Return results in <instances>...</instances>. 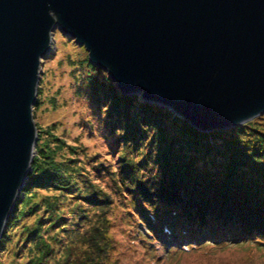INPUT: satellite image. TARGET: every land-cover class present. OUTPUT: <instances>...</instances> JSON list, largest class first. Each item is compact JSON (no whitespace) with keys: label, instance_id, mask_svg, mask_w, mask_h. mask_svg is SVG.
<instances>
[{"label":"trees","instance_id":"obj_1","mask_svg":"<svg viewBox=\"0 0 264 264\" xmlns=\"http://www.w3.org/2000/svg\"><path fill=\"white\" fill-rule=\"evenodd\" d=\"M81 62L75 95L105 151L84 163L71 146L70 158L59 160L65 143L38 131L0 256L17 240L21 251L29 246L28 264H174L169 255L186 264H264V114L199 131L163 106L120 93L103 70ZM40 191L50 192L46 201L37 200ZM117 228L125 252L113 241ZM168 241L160 257L156 245Z\"/></svg>","mask_w":264,"mask_h":264},{"label":"water","instance_id":"obj_2","mask_svg":"<svg viewBox=\"0 0 264 264\" xmlns=\"http://www.w3.org/2000/svg\"><path fill=\"white\" fill-rule=\"evenodd\" d=\"M56 30L117 91L196 130L264 114V0H0V240L35 155L32 111Z\"/></svg>","mask_w":264,"mask_h":264},{"label":"rangeland","instance_id":"obj_3","mask_svg":"<svg viewBox=\"0 0 264 264\" xmlns=\"http://www.w3.org/2000/svg\"><path fill=\"white\" fill-rule=\"evenodd\" d=\"M84 58L85 52L79 45L75 42H71L63 33L58 31L53 34L51 51L47 57L41 61L42 72L40 74L37 89L39 102L33 106L32 115L37 130V137L38 131H40L42 133V139L53 141L54 136L65 143V145L62 146L63 150L61 149L57 155V159L59 160L63 157L70 158V152L72 151L70 150L71 146L77 149L75 158H78L80 161L82 160L84 163L86 161L85 156L91 158L105 151L99 134L91 131L95 126L91 127V125H86L87 121H92L90 111L87 109L85 102L75 95V84L77 78H80L79 76L82 72L80 65ZM93 123L94 122H92V125ZM49 134H51L52 137L50 136L49 138ZM36 154L35 151V155ZM49 194L50 192L40 191L37 195V200H42L46 198V196H49ZM47 199L48 198L43 201ZM64 199L66 203L63 205V210L67 212L71 201L66 198ZM34 219L33 217L32 219H27L26 224H33ZM122 236L121 231L117 228L114 231L113 241L115 242L117 250H123V252H125L127 243H125V238ZM16 241L17 240H13L7 252L0 256V264H28V260L32 254L28 251L29 246L27 245L25 250L21 251V247L19 248L21 242L17 241L18 243L15 244ZM171 244V241H168L165 247L162 245L163 248L160 245H156L160 247V257L168 253ZM182 246V249L186 251L187 248L185 245L183 244ZM57 255L58 254H56V256ZM177 256L178 255H169L168 258L171 261L167 260V262L186 264L181 260L179 261ZM179 257L180 256H178V258ZM54 260L55 259H53L51 264H55ZM121 263L126 264L125 259H122ZM224 264H229V262L225 261Z\"/></svg>","mask_w":264,"mask_h":264}]
</instances>
